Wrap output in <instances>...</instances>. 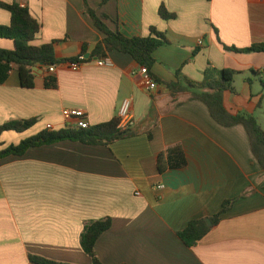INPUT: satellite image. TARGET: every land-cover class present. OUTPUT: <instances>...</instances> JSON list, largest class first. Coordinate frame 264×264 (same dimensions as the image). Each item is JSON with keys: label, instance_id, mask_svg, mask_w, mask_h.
<instances>
[{"label": "crops", "instance_id": "1", "mask_svg": "<svg viewBox=\"0 0 264 264\" xmlns=\"http://www.w3.org/2000/svg\"><path fill=\"white\" fill-rule=\"evenodd\" d=\"M29 9L41 27L33 45L56 43V88H47L45 67L34 88H24L15 67L0 85V128L35 120L22 133L2 132L4 147L18 145L66 121L64 110H83L91 126L119 118L126 99L136 126L129 138L109 146L69 140L0 160V264H33L31 256L67 264H92L81 245L85 227L105 219L110 229L95 244L100 264H264V170L253 157L242 125L223 127L208 106L181 93L174 101L164 86L148 93L142 67L118 51L83 63L74 72L64 62L95 50L104 35L86 14L84 0H0ZM112 31L147 38L165 33L169 45L154 54L152 75L166 84L177 72L192 83L207 68L238 73L236 94L226 92L231 115L253 114L264 129V53H233L264 44V0H86ZM165 6L172 20L160 17ZM0 8V25H10ZM201 42L202 44H199ZM0 49L14 43L0 39ZM92 56V54H91ZM255 72H252V71ZM251 78L252 84L247 80ZM170 153L176 167L161 174L158 155ZM158 185L164 186L163 190ZM218 225L193 248L178 233L209 219L224 201L246 191Z\"/></svg>", "mask_w": 264, "mask_h": 264}, {"label": "trees", "instance_id": "2", "mask_svg": "<svg viewBox=\"0 0 264 264\" xmlns=\"http://www.w3.org/2000/svg\"><path fill=\"white\" fill-rule=\"evenodd\" d=\"M112 0H103V4H107ZM86 7V14L93 22V25L105 36L101 43L97 44L92 56L84 62L91 61L94 58L102 59L113 51H118L122 54H127L133 57L134 61L147 72V75L154 80L157 85L164 86L171 96L175 99L181 94L186 93L188 100H199L208 106V111L211 118L223 127H234L242 125L247 130L250 140L252 153L254 159L264 170V129L259 124L258 120L253 114L239 113L231 115L224 104V94L232 92L236 94L234 89L235 76L238 74L232 70L224 69L221 71L207 68L204 72V79L200 83H192L181 77V72H177V82L166 84L164 81L152 75L151 71L156 63L154 57L155 52L163 45H169L166 34L157 31L155 28L151 29V34L147 38L133 37L128 38L119 31H112L105 23L106 17H99L98 13L92 9L84 0ZM0 8L9 11L11 15L10 25H0V39H8L14 43V49L8 51L7 49H0V85L7 82L10 78L11 72L16 67L20 75V83L24 88H34V80L36 79L35 70L39 67L56 66L61 61L55 57V45L52 42L41 47H36L33 42L36 36L40 33V25L31 18L29 9L18 4H5L0 2ZM160 17L165 20H172L176 17L170 14L165 6H161ZM224 48L233 53H264V44L252 45L246 49H235L233 47ZM87 49L84 48L82 55L78 58H72L69 61L78 62L81 58H85ZM252 72H255L254 70ZM255 75H263L261 73H254ZM252 84V79L247 80ZM47 88L55 89L56 82L52 76H48L46 83ZM264 87V79L262 80ZM264 89V88H263ZM177 104L181 103L179 100ZM36 123L35 120L24 121L18 123H10L3 125L0 128L2 132L15 131L22 133L30 129ZM120 119L114 118L111 121L98 125L90 126L89 129H76L72 126H67L65 129L58 132L49 130L43 131L38 135L29 139H24L18 145L4 147V143L0 142V160L11 156H23L30 149L42 147L45 145H53L62 141L78 142L90 146H109L116 141L119 142L133 135L132 131L121 132ZM170 153L166 156L162 153L158 155L157 165L161 174L168 169L176 167L177 165L170 162ZM252 192L250 190L243 193L241 196L224 201L221 210L209 218L212 227L218 225L221 217L229 212L237 200L247 197ZM111 227V220L105 219L95 223H90L85 227L82 235L81 245L83 250L92 258V264H100L99 259L95 254V244L101 236L107 232ZM212 228H209L206 219H197L191 221L188 226L178 233L183 244L188 248H193L202 239H204ZM30 262L33 264H67L58 263L45 260V258L31 256Z\"/></svg>", "mask_w": 264, "mask_h": 264}, {"label": "built area", "instance_id": "3", "mask_svg": "<svg viewBox=\"0 0 264 264\" xmlns=\"http://www.w3.org/2000/svg\"><path fill=\"white\" fill-rule=\"evenodd\" d=\"M199 44H202L199 42ZM85 58H81L78 62L75 61H66L64 62V65L69 67L71 70H74V72H77L80 70L81 66L83 65ZM98 66L103 67L107 63L104 59H101L98 61ZM46 72L48 75H53L56 72V66H48L45 67ZM142 74L144 76V89L148 93H152L157 89V83L152 80L148 75L145 70L142 69ZM132 105V100L131 99H126L123 104L121 105L119 109V119H120V126L118 129L121 132H126V131H131L133 128L136 126V120L133 116V112L131 109ZM63 117L66 121L71 122L72 120L75 121L74 124H71L72 128L76 129H89L91 124L87 119V113L83 110H64L62 112ZM48 130L52 132V127L48 126ZM158 189L163 190L164 186L158 185Z\"/></svg>", "mask_w": 264, "mask_h": 264}, {"label": "water", "instance_id": "4", "mask_svg": "<svg viewBox=\"0 0 264 264\" xmlns=\"http://www.w3.org/2000/svg\"><path fill=\"white\" fill-rule=\"evenodd\" d=\"M91 54H92V50H90L87 55L85 56V60H88L91 58ZM211 220L207 219L206 223L208 225L209 228H212V223L210 222Z\"/></svg>", "mask_w": 264, "mask_h": 264}]
</instances>
